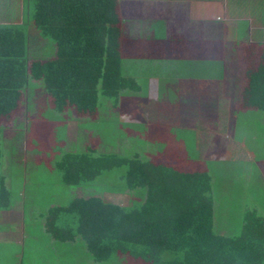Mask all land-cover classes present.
Segmentation results:
<instances>
[{"label":"trees","instance_id":"1","mask_svg":"<svg viewBox=\"0 0 264 264\" xmlns=\"http://www.w3.org/2000/svg\"><path fill=\"white\" fill-rule=\"evenodd\" d=\"M26 1L35 27L53 42V55L30 58L24 28L0 24L1 210L21 199L12 193L18 186L16 171L22 173L20 184L28 182L23 167L10 164L4 172L2 150L4 124L28 100L30 85L42 84L54 109H71L82 118H96L99 95L116 101L121 91L140 89L136 79L123 72L118 0ZM240 54L244 75L235 99L243 111L237 121L249 116L264 128L259 119L264 114V46L245 43ZM54 166L61 183L82 190L103 171L124 169L125 185L118 194L129 196L128 204L78 195L67 203L51 204L42 214L44 231L53 240L82 241L97 264L124 255L135 258L136 264H264V216L246 205L237 234L218 232L221 225L214 218L212 176L207 170L180 171L168 159L126 156L92 143L65 151ZM65 214L75 215L74 227L62 224Z\"/></svg>","mask_w":264,"mask_h":264},{"label":"rangeland","instance_id":"2","mask_svg":"<svg viewBox=\"0 0 264 264\" xmlns=\"http://www.w3.org/2000/svg\"><path fill=\"white\" fill-rule=\"evenodd\" d=\"M24 15L31 58L39 47L51 56L53 42L35 27L32 15L27 20V8ZM231 44L222 51L224 71L218 65L219 70L216 65L211 70L172 68L168 59H123L124 74L133 76L140 89H125L116 101L99 95L96 118L54 109L44 86L30 85L27 117L21 107L15 119L4 124L2 150L5 173L13 164L29 174L23 186L22 173L16 171L18 186L12 188L14 195L29 202L26 227L21 202L6 211L0 209V264H90L86 261L92 258L82 241L51 240L36 216L51 204L67 203L78 195L129 203V196L118 194L125 185L122 166L103 171L84 190L60 182L54 162L65 151L82 150L91 143L126 156L168 159L180 171L207 170L212 176L214 218L225 234L240 231L246 205L264 216V128L249 116L237 121L243 110L234 102L232 90L241 84L243 74L241 57ZM39 51L44 54L43 49ZM208 62L216 63L214 59ZM259 119L264 124V114ZM60 220L71 227L76 223L74 214ZM128 263L136 264L135 258L113 256L100 264Z\"/></svg>","mask_w":264,"mask_h":264},{"label":"crops","instance_id":"3","mask_svg":"<svg viewBox=\"0 0 264 264\" xmlns=\"http://www.w3.org/2000/svg\"><path fill=\"white\" fill-rule=\"evenodd\" d=\"M118 5L122 18L123 59H168L172 68L211 70L214 65H218L222 66L224 71L226 65L222 51L226 50L225 45L232 43L240 57V48L245 43L256 42L264 46V0H118ZM25 7L29 20V2L0 0V24L19 25L28 36L24 20ZM39 48L43 49L44 54L40 53ZM39 48L37 56L33 54L32 58H48L45 48ZM212 59L216 63H207ZM240 65L242 69L239 70L241 69L244 75L242 58ZM218 66L216 69L219 70ZM240 80L241 84L238 83L235 90H232L233 99L237 97L235 92L238 93L243 83V78ZM27 101L21 106L25 110V117L28 114ZM234 102L238 104V99ZM26 175L24 173L23 177ZM20 202L23 205L21 212L25 229V200H15L12 206ZM43 212H37L36 217L41 220V228L44 230ZM218 231L225 233L223 226ZM87 262L96 264L93 259Z\"/></svg>","mask_w":264,"mask_h":264}]
</instances>
